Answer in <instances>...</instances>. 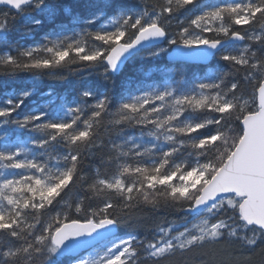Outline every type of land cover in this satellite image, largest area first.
I'll list each match as a JSON object with an SVG mask.
<instances>
[{
    "label": "snow or ice",
    "instance_id": "6c2138e0",
    "mask_svg": "<svg viewBox=\"0 0 264 264\" xmlns=\"http://www.w3.org/2000/svg\"><path fill=\"white\" fill-rule=\"evenodd\" d=\"M0 77V264H264V0H0Z\"/></svg>",
    "mask_w": 264,
    "mask_h": 264
},
{
    "label": "trees",
    "instance_id": "16d2710c",
    "mask_svg": "<svg viewBox=\"0 0 264 264\" xmlns=\"http://www.w3.org/2000/svg\"><path fill=\"white\" fill-rule=\"evenodd\" d=\"M39 35L36 37V39L37 40H39ZM26 75L27 74H21V76L22 77H25L26 78ZM15 82H19V81H15ZM12 84V83H14V81H13V79L12 78H7V79H5L4 77H0V84ZM44 84H45V86H47L48 84H49V82L48 81H44ZM54 87H57L59 90H62V87L63 86H61V85H59V84H54L53 85Z\"/></svg>",
    "mask_w": 264,
    "mask_h": 264
}]
</instances>
